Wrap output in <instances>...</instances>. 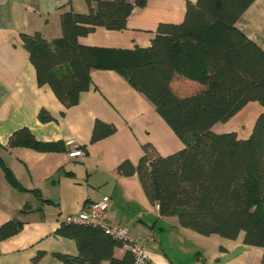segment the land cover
Segmentation results:
<instances>
[{"label":"trees","instance_id":"16d2710c","mask_svg":"<svg viewBox=\"0 0 264 264\" xmlns=\"http://www.w3.org/2000/svg\"><path fill=\"white\" fill-rule=\"evenodd\" d=\"M86 14L75 13L71 0L60 15L62 35L47 40L41 32L22 34L40 87L48 86L69 109L91 88V72L115 71L155 107L185 148L163 156L147 143L137 164L123 161L121 176L137 175L161 217H176L179 226L202 236L217 235L261 248L264 264V114L248 139L236 133L218 134L213 127L231 120L248 103L264 106V50L236 28L237 21L255 0H198L188 3L183 22L161 23L148 47L133 49L89 47L79 42L98 27L123 31L136 8L148 0H84ZM97 4L96 9L92 7ZM178 78L197 85L182 91ZM41 123L55 118L45 109ZM117 128L97 120L92 135L96 143ZM8 149L29 148L37 152H68L64 141L38 140L28 128L16 130ZM84 152L85 150L81 147ZM86 154V153H85ZM0 168L9 184L28 191L14 177L0 156ZM41 198L38 191H31ZM31 210L25 206L23 211ZM22 228L10 221L0 226V240ZM57 235L76 242L77 257L56 254L65 264H136L130 250L118 258L121 239L101 227L62 223ZM222 249V248H221ZM43 253L34 264H39Z\"/></svg>","mask_w":264,"mask_h":264},{"label":"crops","instance_id":"0c3cea01","mask_svg":"<svg viewBox=\"0 0 264 264\" xmlns=\"http://www.w3.org/2000/svg\"><path fill=\"white\" fill-rule=\"evenodd\" d=\"M68 1L0 0V156L28 190L11 186L0 168V226L10 221L22 223L19 233L0 240V264H34L33 259L40 253L43 256L39 264H65L56 254L77 257L76 242L56 232L67 216L78 215L87 205L103 199L110 200L108 220L112 226L127 229L137 240L150 239L146 246L149 264H205L183 259L188 250L181 249L185 247L181 239L191 234L179 226L176 217L160 216L158 205L148 200L137 175L125 177L118 173L125 160L138 163L147 143L163 156L185 148L154 105L115 71H92L90 90L69 109L50 87L39 86L21 35L41 32L49 41L61 37L60 15L69 9ZM197 1L148 0L145 7L134 9L125 30L98 27L79 42L89 47H148L161 23L183 22L188 3ZM92 7L96 9L97 4ZM70 8L79 14L89 12L84 0H71ZM236 28L264 50V0H255ZM175 86L182 91L197 87L180 78ZM42 109L55 121L41 123L38 115ZM261 114L263 105L248 103L228 122L216 124L213 131L248 139ZM97 120L115 125L117 131L93 143ZM21 128L30 129L40 141H64L69 150L44 153L29 148L8 149L10 136ZM76 146L85 150L84 157H71ZM34 190L41 198L31 192ZM27 205L31 210L23 211ZM243 239V234L234 241L225 239L209 264L261 262L263 250L245 245ZM167 243L179 247L172 258L164 252ZM126 251V247L117 249L115 255L120 258Z\"/></svg>","mask_w":264,"mask_h":264},{"label":"built area","instance_id":"2783aa9c","mask_svg":"<svg viewBox=\"0 0 264 264\" xmlns=\"http://www.w3.org/2000/svg\"><path fill=\"white\" fill-rule=\"evenodd\" d=\"M70 155L73 158L84 157L85 152L76 146ZM109 205V199L93 202L87 205L80 214L67 216L64 223L101 227L108 235L125 242V247L134 255L136 264H149L150 258L146 246L150 239L137 240L130 235L127 229L112 226L108 220Z\"/></svg>","mask_w":264,"mask_h":264},{"label":"rangeland","instance_id":"374dc122","mask_svg":"<svg viewBox=\"0 0 264 264\" xmlns=\"http://www.w3.org/2000/svg\"><path fill=\"white\" fill-rule=\"evenodd\" d=\"M184 230L189 232L191 235H187V238L185 237L181 239V242H183L185 245V247L182 245L181 247L183 248L181 249L188 250V252L184 254L183 259L188 262L192 261L193 263L204 261L205 264H209V259L212 257L215 251L220 248V246L223 244L222 242L225 239L217 235L206 237L188 229ZM166 247L167 248L164 252L168 258H172L174 255L179 253V247L176 243H167Z\"/></svg>","mask_w":264,"mask_h":264}]
</instances>
